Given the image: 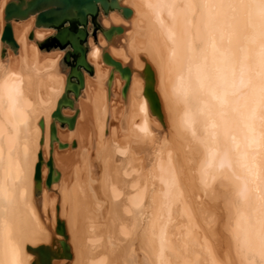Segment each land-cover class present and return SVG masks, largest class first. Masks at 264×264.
Instances as JSON below:
<instances>
[{"label":"bare ground","instance_id":"bare-ground-1","mask_svg":"<svg viewBox=\"0 0 264 264\" xmlns=\"http://www.w3.org/2000/svg\"><path fill=\"white\" fill-rule=\"evenodd\" d=\"M10 1L0 0V264H33L38 257L30 248L40 245L62 254L52 264H264V0H119L131 17L112 10L100 21L109 28L119 18L131 27L118 25L124 31L109 45L101 32L89 37L93 72L83 68L84 88L78 98L71 94L74 107L62 110H79L73 129L52 117L68 71L56 52L47 59L34 45L55 30L36 28L35 16L14 20L13 55L2 41ZM105 52L131 67L135 102L148 64L161 107L162 120L144 93L132 113L122 110L134 124L123 148L109 137L114 114L107 100L93 101V119L81 123L85 87L92 95L87 72L95 77V65L105 75ZM53 122L61 176L48 188ZM98 130L105 134L100 143ZM61 143L76 155L77 171L66 169L76 174L56 166ZM203 213L217 230L203 228Z\"/></svg>","mask_w":264,"mask_h":264},{"label":"water","instance_id":"water-1","mask_svg":"<svg viewBox=\"0 0 264 264\" xmlns=\"http://www.w3.org/2000/svg\"><path fill=\"white\" fill-rule=\"evenodd\" d=\"M112 10H122L126 18H130L132 15V10L121 6L119 0H11L5 8L6 24L2 41L15 51L19 49V45L14 37L12 25L14 20H26L31 16H35L36 28H51L55 30L53 35L49 36L45 42L39 43V45L42 46L41 48H50L52 46L65 53L63 63L69 68L65 92L58 102L56 112L52 115L53 119L59 121L63 127V124L67 123L69 128L73 129L79 115V110H76L74 116H65L62 112L63 107H74V101L69 96V92H72L75 98H78L80 91L85 85L83 68L93 72V67L87 60V43L91 35L88 30L89 25L93 24L94 29L97 30L101 24V14L103 13L107 16ZM100 31L106 40L111 42L115 33L121 34L124 29L121 26L113 25L110 28H101ZM34 34V32H31L30 39L34 38ZM97 34V31H95L94 36ZM103 58L107 64L113 66L121 74L122 78L126 80L122 91L123 96H126L132 77L131 67L123 65L122 62L114 59L108 52H105ZM144 74L146 79L144 93L149 99L153 113L162 120L160 102L155 92V76L148 64H146ZM114 77V73L111 74L109 82H112ZM41 126L44 128L43 122ZM50 140L51 156L47 162L49 172L45 182L48 188L61 176L58 171H55L53 163L54 142L58 141L56 122L51 124ZM59 147L65 148L67 144L61 143ZM43 162L44 158L41 152L35 175L37 188L43 183L41 172ZM57 232L64 235L65 238L67 237L66 230L60 221L58 222ZM61 245L63 246V256L71 258L69 246L65 242H62ZM30 250L38 257L37 260L33 261V264H52L53 258L62 256L60 251L54 250L51 245H40L37 248H30Z\"/></svg>","mask_w":264,"mask_h":264},{"label":"rangeland","instance_id":"rangeland-1","mask_svg":"<svg viewBox=\"0 0 264 264\" xmlns=\"http://www.w3.org/2000/svg\"><path fill=\"white\" fill-rule=\"evenodd\" d=\"M123 17V16H122ZM101 19V18H100ZM123 19L125 20L126 18H124L123 17ZM119 20V18H117V21L115 22V23H113V24H111L110 26H109V28L111 27V26H118V25H122V26H126V27H128V28H130L131 26H129V25H127V23H126V21H118ZM3 22L5 23V19L3 20ZM100 23H101V21H100ZM32 28V27H31ZM33 28H34V26H33ZM101 28H104V26L102 25V23L99 25V28L97 29V30H95L94 29V26H93V24L91 25V27L89 28V32H91V35L90 36H92L93 38L94 37H97V35H99V34H101L100 32V30H101ZM95 31H97V35L96 36H94V34H95ZM29 31H27L25 34H27ZM94 32V33H93ZM48 35V36H47ZM47 35H45V37L43 36L42 38H41V40H40V38L38 39V42H36L34 45H36L37 47H36V49L38 50V51H43V53H42V55L43 54H48L47 56H45V58H47L48 56H49V58L51 59V54H52V52L53 53H55L56 55H54V54H52V55H54V56H52L53 58H59L60 56H61V59H62V67H61V70H62V72L63 71H69V68H68V66H66L64 63H63V57H64V55H65V53L63 52L62 54H60L61 52H58V51H56V50H58V49H55L54 47H52V48H41V46L39 45V42H43L44 40H46V39H48L49 38V36H51L52 34H47ZM122 35V34H121ZM30 36V35H29ZM103 38H104V40H105V42H106V45H109V42L106 40V38L103 36V34L101 35ZM99 37V36H98ZM28 39V38H27ZM95 39V38H94ZM29 40V39H28ZM29 41H31V40H29ZM31 43V42H30ZM112 46L114 45V44H111ZM107 48H108V46H106ZM114 47V46H113ZM11 49V52H12V54L13 55H17V54H15V52L12 50V48H10ZM51 50V51H50ZM14 52V53H13ZM146 52V51H145ZM49 53H50V55H49ZM59 53V54H58ZM45 54V55H46ZM44 56V55H43ZM49 58H47V59H49ZM52 60V59H51ZM54 60V59H53ZM20 61V60H19ZM130 61V60H129ZM128 61V62H129ZM144 61V60H143ZM103 63V64H102ZM102 63H101V66H104L105 68H109V69H107V71L109 72V74H106V73H108L107 71H105V68L103 67V69H104V71L106 72L105 73V75H99L97 72H96V66L95 65H93L94 66V68H95V77H93L92 75H90L88 72H87V74H88V76L90 77L89 78V82H87V84H89V85H86V86H90V87H88V88H90V93H89V95L90 94H92L91 96H89L88 97V89L85 87V89L84 90H87V91H85L84 92V96L80 99V102L82 103H80V106L82 107V105H83V107H87L86 108V111H85V118H84V116H83V118H82V121H81V123H84V120H85V123L87 122V121H90V119L92 118L93 119V116L95 115V113L94 112H91V110L94 108L93 107V101H98V103H100L99 101H101V100H107L106 102H108V103H106V105H109L110 106V113H111V110H112V113L114 114V116L113 115H111L112 117H113V119L111 120V127H110V139L112 140L111 142L113 143V142H116V140H117V143L115 144V143H113V146H116L117 144L118 145H120V147H125V145L127 144V142L129 141V136H130V134H131V132H132V128H133V125L134 124H132V122L130 123V122H128V123H126V117H123L124 116V113H125V111L127 110H129L128 112L129 113H132V111L133 110H135L139 105H140V103H139V101H141L142 100V98H145V99H147L146 98V96L144 95V88H143V90H142V88H141V90H140V92H139V97H141V100H140V98L137 96V95H134V97L137 99V101L135 102V101H133L134 99H132V96H131V94L133 95V93H131L132 91H133V87H134V84H131V89H132V91H131V89H130V95H129V92H128V94H127V96H123V94H122V91H123V88H124V86H125V84H126V81L122 78V76H121V74L119 73V72H115L116 74H115V78L116 79H114V81H113V83H112V85H111V87H110V83H109V79H110V75H111V73L114 71V68L112 67V66H107V64L103 61V59H102ZM60 70V69H59ZM61 70H60V72H61ZM110 70V71H109ZM62 75H64L65 76V73L63 74V73H61ZM96 74H97V76H96ZM109 75V77H107V76ZM101 76H103V77H101ZM119 76V77H118ZM99 77H101L100 78V80L98 79ZM104 77H107V78H105L104 79ZM119 79H118V78ZM65 78H66V76H65ZM139 78V77H138ZM101 79H104V82H103V80L101 81ZM108 79V80H107ZM142 79V80H141ZM98 80V81H97ZM105 80L107 81V82H105ZM121 81V84L118 82H116V81ZM140 80L142 81V83H144V84H142L141 86H145V80H144V78L141 76L140 77ZM65 81H66V79H65ZM95 81V82H94ZM100 81V82H99ZM124 83H123V82ZM94 84H93V83ZM99 84H97V83ZM101 82H103V83H101ZM101 83V84H100ZM104 83H106V84H104ZM117 83L118 85H120V86H118V87H116V85L115 84ZM132 83H134L133 81H132ZM91 84V85H90ZM93 84V85H92ZM104 84V86L105 87H102L101 85H103ZM123 84V85H122ZM96 86H98V87H96ZM91 87H93V88H91ZM94 87H96V88H94ZM121 87V88H120ZM104 88H106V92H103V89ZM112 88H113V90H114V92H113V90H112ZM119 88V89H118ZM92 89V90H91ZM102 89V90H101ZM117 89H118V91H117ZM93 91V92H92ZM101 91V92H100ZM143 91V93L142 94H140L141 92ZM92 92V93H91ZM103 92V93H102ZM119 92V93H118ZM87 95H86V94ZM113 93H114V95H113ZM71 94H72V92H70V96H71ZM97 95V96H95V95ZM106 94V95H105ZM74 95V94H73ZM142 95V96H141ZM108 96V97H107ZM96 98V100L94 99V98ZM104 97V98H103ZM107 98V99H106ZM139 98V99H138ZM97 99H99V100H97ZM109 99H111V100H109ZM131 100V101H130ZM103 101L100 103V105H103L104 103H105V101H104V103H103ZM128 101V102H127ZM148 101V100H147ZM133 102H135V103H133ZM121 103V104H120ZM122 105V106H121ZM127 105H128V108H127ZM132 108V109H131ZM134 108V109H133ZM124 111V113L122 114L121 112H123ZM114 111H116L115 113H114ZM131 111V112H130ZM69 113V115L71 114V115H74V113H76L75 111H73V110H69L68 111ZM119 114H118V113ZM150 112H151V116H153V113H152V111H151V109H150ZM111 113V114H112ZM121 113V114H120ZM115 114H117V115H115ZM121 115H122V117H121ZM118 117H120V118H118ZM137 121H139V120H137ZM126 123V124H125ZM134 123V122H133ZM126 126L128 127V129L126 128ZM68 129V128H67ZM69 130V129H68ZM128 130V131H127ZM63 132H66V131H63ZM83 132H84V129H83ZM98 132H99V134H98V142L100 143V141L103 139V138H105V134H104V130H101V132H100V130H98ZM124 134H123V133ZM129 132V134H127V133ZM80 133V132H79ZM101 133V134H100ZM81 134V133H80ZM121 136V137H120ZM127 137V138H126ZM125 138L127 139V141L125 140ZM116 139V140H115ZM125 140V141H124ZM119 142V143H118ZM120 142H123V145L120 143ZM124 142H125V145H124ZM64 143H66V142H64ZM115 144V145H114ZM58 145V144H57ZM117 145V146H118ZM111 147H112V144H111ZM122 147V148H123ZM57 151H56V160L58 161L59 160V162H61V166H58V165H60L59 164V162H58V165H56L57 166V168H62V170H63V172H68V171H73V170H67L66 171V169H69V166L72 164V166L70 167L71 169H74L75 171H77L76 169H77V164L75 165L74 163L76 162V160L74 161V159H76V155H74V153H72V152H74V151H72L71 152V150L69 151V150H67V152H66V150H64V149H60L59 148V146H57ZM64 150V151H63ZM114 150V149H113ZM65 152V153H64ZM69 152H71V154L69 153ZM68 153L72 156V154H73V156L71 157L70 155H68ZM67 154V155H66ZM62 156H63V158H65V157H67V158H69V160L70 161H68L66 158V163H67V165H66V163H64L65 165H63V161H64V159L61 161L60 159L62 158ZM70 156V157H69ZM58 157V158H57ZM61 157V158H60ZM72 158V159H71ZM65 162V161H64ZM69 164V165H68ZM63 165V166H62ZM68 166V167H67ZM74 167H76V168H74ZM45 168H46V172H47V175H48V172H49V169H48V167L47 166H45ZM60 168V169H61ZM70 172V173H71ZM75 174H76V172H74ZM73 172L71 173V175L72 174H74ZM47 175H46V177H45V179L47 178ZM70 174H69V176H71ZM56 193V192H55ZM55 195V194H54ZM57 195V194H56ZM56 195L54 196L55 197V199L57 200V198L58 197H56ZM56 200H53V202H54V207L56 206V203L55 202H58L59 201V198H58V200L56 201ZM56 209L55 210H57V206L55 207ZM201 212H203V211H201ZM63 214L64 215H67V212H66V209H65V211L63 210ZM63 215V218L65 217ZM203 219H202V217H200L199 216V218L201 219H199L200 221H201V223H202V226H203V228L205 229V230H209V229H211L210 230V232L211 231H213V229H216L215 228V226L216 225H214V223H212V221H211V218H209L210 216L209 215H205L204 213H203ZM206 216V217H205ZM209 216V217H208ZM66 218V217H65ZM208 218V219H207ZM205 221V222H204ZM208 222V223H207ZM207 223V224H206ZM56 224H57V220H56ZM205 226H208L207 228L205 227ZM217 227V226H216ZM203 229V230H204ZM217 230V229H216ZM63 261H65L64 259H62V260H58L57 262L59 263V264H62V262ZM64 263V262H63ZM31 264V263H30Z\"/></svg>","mask_w":264,"mask_h":264}]
</instances>
